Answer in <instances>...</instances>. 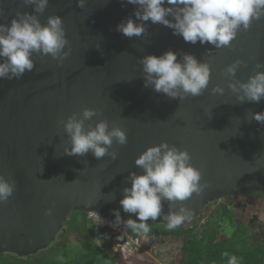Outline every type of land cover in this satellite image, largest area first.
<instances>
[{
    "label": "water",
    "instance_id": "water-1",
    "mask_svg": "<svg viewBox=\"0 0 264 264\" xmlns=\"http://www.w3.org/2000/svg\"><path fill=\"white\" fill-rule=\"evenodd\" d=\"M135 7L126 0H87L83 8L78 0H49L39 19L63 18L69 55L59 63L34 54L32 71L0 79V174L17 185L0 203V252L28 256L48 248L75 210H95L115 220L113 210L119 209L124 221L135 219L119 203L123 188L130 186L132 171H142L137 156L163 141L187 148L202 170L204 191L182 202L191 219L227 196L264 195V124L248 115L264 111V99L238 102L223 73L239 58L243 63L235 79L247 80L257 61L264 62V18L241 29L231 46L216 49L186 43L171 28L151 21L143 35L124 36L117 25L129 15L135 18ZM18 10L34 12V7L0 0V23L10 24ZM168 49L210 63V83L200 96L171 99L145 87L140 57ZM216 84L225 87L223 95L212 92ZM84 107L98 110L86 125L106 119L127 130L128 142L109 149L118 152L115 160L110 155L98 160L91 152L64 154L71 143L61 121ZM162 204L167 213L169 202ZM155 222L167 223L163 215L147 223Z\"/></svg>",
    "mask_w": 264,
    "mask_h": 264
},
{
    "label": "clouds",
    "instance_id": "clouds-1",
    "mask_svg": "<svg viewBox=\"0 0 264 264\" xmlns=\"http://www.w3.org/2000/svg\"><path fill=\"white\" fill-rule=\"evenodd\" d=\"M23 2L25 5H32L34 12L18 10L10 24L0 23V79H19L25 72L32 71L35 66L34 54L51 56L53 60L63 63L71 51L70 48L65 50L70 42L63 18L53 14L48 16L47 23H42L39 19L38 14L46 10L49 0ZM126 2L136 7L135 18L129 15L117 25V31L124 36L132 38L143 35L147 30L146 22L151 21L171 28L173 34L181 36L186 43L211 44L216 49L231 46L241 29L247 30L253 20L264 18V0ZM86 3L87 0H78V7L83 8ZM242 63L238 58L223 69L224 75L230 78L228 88L240 103H259L264 99V62L257 61L253 74L247 80H238L235 77ZM140 64L145 87H152L155 92L171 99L183 100L189 95L200 96L208 88L211 79L210 63L189 52L180 53L168 49L160 55L147 54L140 57ZM225 91L221 84L212 88L214 94L223 95ZM97 111L96 108L84 107L81 112H73L66 120L61 121L71 143L70 147L64 149V154L85 156L91 152L98 160L106 155H110L113 160L117 158L118 152H110L109 149L114 143L124 145L128 142L127 130L115 123L110 126L106 119L95 121L94 125H86L85 122L92 121ZM248 115L250 120L264 124V111H250ZM135 164L142 171L139 174L136 171L129 174L127 180L130 181V186L123 188V197L119 201L123 211L135 214V219L130 216L124 221L120 210L114 209L115 225L123 223L126 228L147 232L149 219L156 221L162 215L169 230L190 220L191 210L182 202L193 193H202L207 185L201 182L202 170L192 163L188 149L163 141L149 146L138 155ZM16 187L15 179L0 174V203L7 202ZM165 200L169 202L167 213H163L162 201ZM51 211L48 209L47 214L50 215ZM92 212L103 221L98 212ZM99 228L96 226V229ZM144 241L143 246H146L145 238ZM229 264H237V258L232 256Z\"/></svg>",
    "mask_w": 264,
    "mask_h": 264
},
{
    "label": "trees",
    "instance_id": "trees-1",
    "mask_svg": "<svg viewBox=\"0 0 264 264\" xmlns=\"http://www.w3.org/2000/svg\"><path fill=\"white\" fill-rule=\"evenodd\" d=\"M234 197L210 203L175 229L169 230L167 223L160 222L148 223L147 232L129 229L133 236H143L146 246L155 239L164 245L179 243L180 251L172 264H229L232 256L237 264H264V237L261 239L255 228L238 218ZM115 239L113 232L96 229L86 212L75 210L48 248L28 256L0 252V264H133L129 262L131 257L113 254L109 241Z\"/></svg>",
    "mask_w": 264,
    "mask_h": 264
},
{
    "label": "rangeland",
    "instance_id": "rangeland-1",
    "mask_svg": "<svg viewBox=\"0 0 264 264\" xmlns=\"http://www.w3.org/2000/svg\"><path fill=\"white\" fill-rule=\"evenodd\" d=\"M234 204V209L238 215V218L250 224L255 228V233L261 237L260 227L264 226V200L259 196H239L234 197L232 200ZM153 240V239H152ZM109 248L112 250L113 254H116L114 249V242L109 241ZM180 251V244L171 243L164 245V242L159 243L158 239H155L151 246H143L141 249H137L134 254L130 255L128 253H123L124 258H130V263L137 264H150L153 261L154 264H172V260L177 257ZM118 252V251H117ZM122 254V252H120ZM150 260V261H148Z\"/></svg>",
    "mask_w": 264,
    "mask_h": 264
},
{
    "label": "built area",
    "instance_id": "built-area-1",
    "mask_svg": "<svg viewBox=\"0 0 264 264\" xmlns=\"http://www.w3.org/2000/svg\"><path fill=\"white\" fill-rule=\"evenodd\" d=\"M100 216L103 221L94 213L89 212L87 218L96 226L108 229L116 235L114 240V249L118 252L131 254L139 247L143 246L145 241L141 236H133L129 228H126L123 223L115 225L114 221L104 215Z\"/></svg>",
    "mask_w": 264,
    "mask_h": 264
},
{
    "label": "flooded vegetation",
    "instance_id": "flooded-vegetation-1",
    "mask_svg": "<svg viewBox=\"0 0 264 264\" xmlns=\"http://www.w3.org/2000/svg\"><path fill=\"white\" fill-rule=\"evenodd\" d=\"M257 194H258V193L248 194V195H241V196H245V197H247V196H248V197L253 196V197H254V196H256ZM236 197H239V196H236ZM260 197H262V199L264 200V195H263V194H261ZM263 227H264V226H263ZM261 234H262L261 237H264V228H263Z\"/></svg>",
    "mask_w": 264,
    "mask_h": 264
}]
</instances>
